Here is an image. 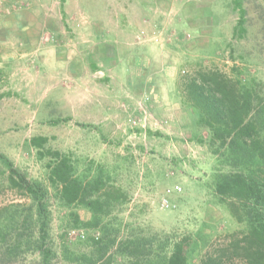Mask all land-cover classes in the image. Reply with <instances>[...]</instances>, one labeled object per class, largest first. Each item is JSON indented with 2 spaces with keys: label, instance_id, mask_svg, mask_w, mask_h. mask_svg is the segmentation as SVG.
I'll use <instances>...</instances> for the list:
<instances>
[{
  "label": "rangeland",
  "instance_id": "1",
  "mask_svg": "<svg viewBox=\"0 0 264 264\" xmlns=\"http://www.w3.org/2000/svg\"><path fill=\"white\" fill-rule=\"evenodd\" d=\"M241 2L239 36L233 0H0V152L47 184L48 157L29 143L45 136L43 148L69 155L77 172L97 163L112 171L126 191L112 211L122 235L127 226L177 233L203 226L222 243L239 225L206 185L214 157L192 137L194 111L177 82L198 67H234L264 84V0ZM6 174L0 162V208L26 206ZM64 212L53 200L57 252L62 241L89 252L95 232L66 227Z\"/></svg>",
  "mask_w": 264,
  "mask_h": 264
},
{
  "label": "trees",
  "instance_id": "2",
  "mask_svg": "<svg viewBox=\"0 0 264 264\" xmlns=\"http://www.w3.org/2000/svg\"><path fill=\"white\" fill-rule=\"evenodd\" d=\"M233 1L238 11L233 35L242 36L245 10L241 0ZM232 69L198 67L177 82L182 103L194 111L192 137L214 157L206 185L239 225L223 234L222 243L214 245L222 234L215 237L203 226L186 233L127 226L122 235V219L112 211L123 204L126 191L113 182L112 171L97 163L77 172L69 155L44 149L47 139L39 135L29 143L48 157L47 184L30 179L0 152L9 186L29 199L26 206L0 208V264H17L30 254L36 255L34 264H56L58 254L77 264H229L234 259L264 264V84ZM53 200L65 210L66 227L95 232L88 236L89 252L76 253L63 241L57 252Z\"/></svg>",
  "mask_w": 264,
  "mask_h": 264
},
{
  "label": "built area",
  "instance_id": "3",
  "mask_svg": "<svg viewBox=\"0 0 264 264\" xmlns=\"http://www.w3.org/2000/svg\"><path fill=\"white\" fill-rule=\"evenodd\" d=\"M173 191H180L181 190V187L179 186V185H174V187H173V189H172ZM170 190H166V194L169 192ZM166 194L164 195V196H162V199H161V205L163 206V207H168L169 206V202H168V200H167V198H166Z\"/></svg>",
  "mask_w": 264,
  "mask_h": 264
}]
</instances>
